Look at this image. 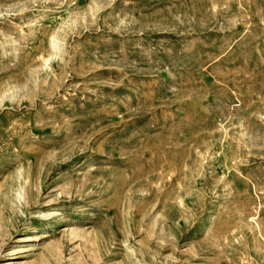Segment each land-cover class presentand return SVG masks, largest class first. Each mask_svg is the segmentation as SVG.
<instances>
[{"label":"rangeland","instance_id":"rangeland-1","mask_svg":"<svg viewBox=\"0 0 264 264\" xmlns=\"http://www.w3.org/2000/svg\"><path fill=\"white\" fill-rule=\"evenodd\" d=\"M0 264H264V0H0Z\"/></svg>","mask_w":264,"mask_h":264}]
</instances>
